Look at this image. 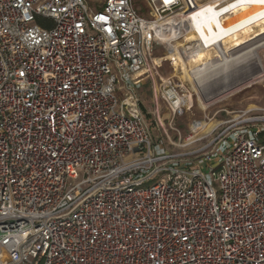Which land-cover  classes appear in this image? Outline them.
<instances>
[{"label":"built area","instance_id":"2783aa9c","mask_svg":"<svg viewBox=\"0 0 264 264\" xmlns=\"http://www.w3.org/2000/svg\"><path fill=\"white\" fill-rule=\"evenodd\" d=\"M231 1L142 0L143 16L134 0H0V264H264V108L170 149L133 94L149 79L169 124L222 100L193 88L204 63L160 70L241 49L194 22Z\"/></svg>","mask_w":264,"mask_h":264},{"label":"rangeland","instance_id":"374dc122","mask_svg":"<svg viewBox=\"0 0 264 264\" xmlns=\"http://www.w3.org/2000/svg\"><path fill=\"white\" fill-rule=\"evenodd\" d=\"M86 1L88 3L89 7L92 8V10H98L101 8V6L105 0H86ZM134 6L141 15L146 16V8H145L142 0H134ZM253 16H254V14H253ZM238 17H239L238 13L234 11L232 15L226 16L225 18H223L222 21L225 25L233 24V22L238 20ZM247 19L249 22L253 21L252 18H247ZM253 22L255 23V21H253ZM257 29H259V26H257ZM258 32H259V30H258ZM232 35L233 36L230 39L231 40L230 42L223 43L224 48L225 49L232 48V47H234V48L239 47L240 48V46H242L241 49L245 50V52H247V55H246L245 62L244 63L241 62V64L246 66V67H250V70H254L253 64H251V62H249V60H248V52H249V45L250 44L248 45L247 39L243 36H240L239 33L238 34L232 33ZM261 36L264 37V35H261ZM185 40L186 41H192L191 39H187V38H185ZM178 46H180V45L175 46V49H177ZM176 51H175V54H177ZM200 53L201 52H199V54L196 56L194 54L193 55L194 57L191 56V58H189V60H188L190 62L187 65H193L191 68H194L195 66H197V64L200 65L201 63L205 62L206 60L201 58ZM260 54L262 56H264V49L261 50ZM165 55L166 54L164 53V51L162 50L161 47H157V46L155 47L154 56L156 58H158V57L160 58V57H163ZM169 58L173 59L174 67H176V69H177L176 72H174V70L172 69V67L170 66V64L168 62H165L162 64L160 74L162 76L175 74L177 76L176 79H179V78L181 79V75L187 73L186 72L187 65L184 64V62H183L184 60L183 61L177 60L179 58L178 55L171 54L169 56ZM193 63H195V64H193ZM260 67H262L261 64H260ZM178 68L180 69V72H179ZM262 68H263L262 70H264V67H262ZM257 74H258L257 77H252L251 79L244 82V84L242 86L235 87L236 91L235 90L231 91V93L233 92V94H230L226 97L224 96V98L222 100L212 104L204 112L201 109V106H199L198 103L196 101H194V107L190 111L186 112V114L183 117L175 119L172 122V124H169V120H170L169 111L160 102H159L160 103L159 104L160 115L158 118H157V115L154 116L153 112H154L155 107H154L152 100H151L152 91H151V87H150V82L142 83V85L140 86L139 89H136L135 91H133V94L136 97H139V99L141 101V105L145 108V110H150L149 114L145 115V120H146V123H147L150 131H151L153 141L154 142L163 141L165 147L170 148V146L168 145V138H170L172 141H176L180 137V139H181L180 143L184 144V143H186V139L190 135H193V133L195 134L197 132L198 134H197L196 138H198L199 136L206 134L210 130V128H212L214 126V124H216L217 122L225 121V120H228V119H231L234 117L237 118L236 115H237L238 111L245 110V109L264 108V81H262L261 83L253 84V85L248 86V87H244L245 85L251 83L253 81V79H257L260 75V72H258ZM201 78H203L204 82L208 81V79L204 78L203 75H201ZM194 79H196V77ZM231 81L232 80H230V82ZM193 87H194V89H198L197 85H194ZM205 87H206V90L208 92L211 91L212 86L210 85L209 82L206 83ZM215 87H217V86H214V88ZM242 87H244V88H242ZM214 88L212 87V89H214ZM239 88H242V89L237 90ZM123 96H124L123 90H118L115 92V98H116L118 103H120ZM204 97L207 98L209 96L206 95V93H204ZM209 100L214 101L215 99L210 98ZM201 104L204 107L205 104L202 102H201ZM117 110H119V105L117 107ZM202 123H205L204 125H206V126L202 127L201 126ZM172 128H173V130H172ZM201 143H204V141L196 142L190 146L185 147L184 149H188L191 147L198 146ZM170 149H172V148H170ZM178 150H180V149H178ZM154 182L155 181H152V182H150V184H152Z\"/></svg>","mask_w":264,"mask_h":264},{"label":"bare ground","instance_id":"6f19581e","mask_svg":"<svg viewBox=\"0 0 264 264\" xmlns=\"http://www.w3.org/2000/svg\"><path fill=\"white\" fill-rule=\"evenodd\" d=\"M259 0H232L230 3H235L236 6H238L234 11L238 13V20L233 22V24H227L225 25L223 23V18L226 16L232 15L233 12H231L229 15H226L222 18H219V15L223 11V7L225 5L220 6L219 8H211L209 7L206 11H202L198 13L194 17V22H197L198 24H204L207 28L210 26H213V23L217 24V26H221V28L226 29V31H222V35H225L228 30L242 34L245 36L247 41H249V52H248V60L253 64L254 70H250V67H246L241 64L245 62L247 52L245 50L236 49L231 54L230 57L225 58V60L218 64L216 67L210 66L207 63L213 58V52L211 51H205L200 50L195 53V56L200 53L201 58L206 60L203 62L204 67L203 70H195L194 76L196 77L195 85H197L198 90L201 91L203 94L206 93L211 99H219L221 97H224L231 93V91L235 90V87L242 86L244 82L251 79L252 77H257L258 72H260L259 77H261L264 73V70H262L264 67V56H262L261 50L264 49V37L261 35H264V4L262 3L259 7L251 8V15L252 20L255 21L253 24L252 22H249L242 10L243 5H248L250 2ZM254 14V16H253ZM234 18V17H233ZM254 25V27H253ZM257 26H259V29H257ZM200 30V26H199ZM259 30V32H258ZM202 32V31H201ZM221 35V36H222ZM196 34L194 31H188L185 34V38L191 39L192 41L195 39ZM262 37V38H261ZM222 43L228 42L225 37H221ZM178 49V48H177ZM176 49V50H177ZM177 60H184L180 56ZM194 57V56H193ZM198 61V60H197ZM185 65H187L190 61H183ZM195 64V63H193ZM231 64L228 68L225 67V65ZM260 64L262 67H260ZM250 66V65H249ZM218 67H222L221 69ZM224 67V68H223ZM216 69V70H213ZM213 72V73H212ZM206 74H209L208 77ZM186 74L181 75L182 77H185ZM201 75L204 76V78H207L208 81L214 80L213 82H209L210 85L214 88L211 91L206 90V82L203 81V78H201ZM230 80H232L230 82ZM194 88V87H193ZM205 123H202V127H205ZM193 138V137H191Z\"/></svg>","mask_w":264,"mask_h":264},{"label":"crops","instance_id":"0c3cea01","mask_svg":"<svg viewBox=\"0 0 264 264\" xmlns=\"http://www.w3.org/2000/svg\"><path fill=\"white\" fill-rule=\"evenodd\" d=\"M250 2V4H248V5H243L242 6V10H243V12H244V14H245V16H246V18H252V15H251V8H257V7H259L262 3L261 2H257V1H254V2H251V1H249ZM248 20V19H247ZM252 23L254 24V22L252 21ZM253 27H254V25H253ZM232 33H235V32H232V31H229L228 30V32L225 34V35H222V36H224L225 37V39L228 41V42H230L231 40V38H232ZM240 36H243L242 34H239ZM243 37H245V36H243ZM248 42V45H249V41H247ZM144 82H150L149 81V79H145V80H143L142 81V83H144ZM142 83H141V85H142ZM139 98V97H138ZM140 100V99H139ZM151 100H152V103H153V105H154V116H155V113H157L158 114V116L160 115V107H159V104L161 103V104H163V102L162 101H160V100H154V98H153V94H152V96H151ZM160 102V103H159ZM140 105H141V101H140ZM164 105V104H163ZM165 106V105H164ZM165 108H166V106H165ZM141 110H142V112H143V115H144V117H145V115H148L149 114V111L150 110H145V108L141 105ZM151 113V112H150Z\"/></svg>","mask_w":264,"mask_h":264},{"label":"trees","instance_id":"16d2710c","mask_svg":"<svg viewBox=\"0 0 264 264\" xmlns=\"http://www.w3.org/2000/svg\"><path fill=\"white\" fill-rule=\"evenodd\" d=\"M261 140H262V142H264V134H262V139Z\"/></svg>","mask_w":264,"mask_h":264},{"label":"snow or ice","instance_id":"6c2138e0","mask_svg":"<svg viewBox=\"0 0 264 264\" xmlns=\"http://www.w3.org/2000/svg\"><path fill=\"white\" fill-rule=\"evenodd\" d=\"M259 2H262V3H264V0H259Z\"/></svg>","mask_w":264,"mask_h":264}]
</instances>
